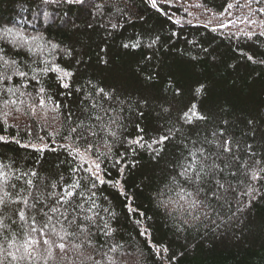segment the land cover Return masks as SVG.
I'll list each match as a JSON object with an SVG mask.
<instances>
[{
	"label": "trees",
	"instance_id": "trees-1",
	"mask_svg": "<svg viewBox=\"0 0 264 264\" xmlns=\"http://www.w3.org/2000/svg\"><path fill=\"white\" fill-rule=\"evenodd\" d=\"M155 2L156 7L151 0H0V35L12 28L42 38L37 43L47 46V58L72 73L65 78L67 88L55 72L39 75L38 83L32 73L27 81L13 77L12 85L32 100L20 92L0 95V163L10 165L15 175L35 171L31 179L41 188L49 186L46 191H52L53 182L77 177L83 185L88 173L73 169L89 167L91 160L81 159L84 141L70 129L81 122L95 124L93 116L101 110L92 105L102 104L115 109L110 115L118 117L119 127L113 125L117 138H109L110 151L100 149L108 152L99 161L105 183L94 190L100 215L113 231L103 235L102 224L101 231L92 229L94 243L105 252L116 245L109 255L117 264H264V178L250 181L231 156L222 154L231 169L219 179L235 191L213 200L207 216L192 220L164 203L175 199L168 187L194 142L216 154L211 142L221 139L220 132L233 141L241 162L260 160L264 167V28L245 29L226 20L230 12L237 16L244 9L262 16L264 0ZM52 44L59 47L52 50ZM0 45L7 55L32 64L24 50L17 52L4 41ZM41 87L45 105L37 106L36 115L27 104L17 102L16 112L3 103L19 97L38 105ZM193 105L198 115L188 123L182 116ZM162 136L169 138L154 143ZM247 145L255 156L249 157ZM27 178L13 177V182L19 186ZM249 183L257 191L242 195ZM91 251L85 246V256ZM67 255L76 257L74 251ZM55 264H69L59 250Z\"/></svg>",
	"mask_w": 264,
	"mask_h": 264
},
{
	"label": "snow or ice",
	"instance_id": "snow-or-ice-1",
	"mask_svg": "<svg viewBox=\"0 0 264 264\" xmlns=\"http://www.w3.org/2000/svg\"><path fill=\"white\" fill-rule=\"evenodd\" d=\"M151 3L153 7L157 6L155 0H151ZM229 7L231 8L232 5L230 4ZM40 39L42 38L28 36L12 28L6 29L0 35V41L11 45L13 50L27 52L32 58V64L44 65L43 68L39 69L32 67V64L7 55L4 46L0 45V85H3L0 88V95L16 97V93L20 92L21 96L28 95L31 101V94L21 92L20 88H16L11 83L13 77L27 81L30 73H32L31 79L37 80L38 83L37 77L39 75L55 72L57 79L61 81V87H69V84L64 81L72 73L54 63V60L47 58L45 55L48 50L47 46L37 43ZM58 47L55 44L51 45L52 50ZM48 54L51 55V52L49 51ZM25 68L28 71H25ZM27 86V83H23L20 87L26 89ZM44 92L45 89L41 87L38 94V105L34 101L20 100L19 97L5 99L3 103L6 106L11 104L16 112L20 111V108L16 107L17 102L27 104L31 114L36 115L37 106L42 108L45 105L44 96L41 95ZM99 92L105 99H111L109 94L104 92V89H99ZM92 107L101 110L99 114L93 116L95 124L85 126L81 122L70 129V133L75 134L77 140L84 141V155L81 156V159L83 160L85 156H88L91 160L89 167L81 165L79 168L73 169V173L81 171L88 173V176L83 178L85 179L83 185L81 184L82 177H77L70 182L60 184L53 182L50 185L52 191H46L49 186L41 188L34 184L31 179V177L37 176L35 171L15 175L10 170V165L0 163V257H3L0 259V264H4V259L7 258H10V264H20V262L49 264L50 261L55 264L57 250H59L60 257L68 260L69 264H76L79 257H84V260L91 261L92 264H117L116 259L109 255V252H116L117 246L112 245L107 252L103 251V245L94 243L96 233L92 229L101 231L102 224L103 235L108 236L113 231L100 215L99 205L94 199V190L97 183H105L100 176L102 169L99 161L108 152H102L100 149L104 148L110 151L108 141L109 138H117V132L113 125L119 127L118 117L110 115V112H114L115 109H104L102 104H93ZM194 109L195 105L183 114L182 119L191 123L192 117L198 115ZM8 115L9 113H4L5 118ZM198 118L203 119L204 117L198 116ZM218 135L221 139L211 142L215 144L218 150L216 154L207 153L203 146L196 148L194 142L193 149L188 151V155L179 165L180 170L177 177L173 178L168 187V192L174 193L175 199H170L164 203L175 205L182 214L188 215L192 220H199L202 215L207 216L208 210L213 207L211 203L213 200L218 202L228 191H235V187L231 183L226 187L225 183L219 179L226 169H231L230 162L222 154L231 156L232 161L239 163L242 170L241 174L248 177L250 181L255 182L264 178L261 175L264 173V167H261L262 162L260 160L252 161L251 164L241 162L240 158L233 154V141L225 137L223 132ZM168 138V136H162L154 143L162 144ZM3 139L0 137V140ZM131 143L140 144V141L134 140ZM30 146L38 151L43 150V148H37L35 144ZM43 147L46 148L47 145ZM238 147L236 145L237 150ZM246 147L249 157L256 155L252 151V145ZM74 151L80 155V147H76ZM92 156L95 159H91ZM221 160L224 161L223 164H221ZM85 163L88 161L85 160ZM228 174L235 176L236 172L230 170ZM22 176L29 178L24 179L23 184L19 186L13 182V177L19 181ZM240 183L243 184L244 182L241 180ZM58 187L59 190L57 191ZM255 191L257 189L249 183L241 194L251 196ZM86 204L87 207H85ZM103 211L107 212L108 209H103ZM12 225H16V229H13ZM85 246L92 249L91 253L86 256ZM72 251L76 253V257L69 258L67 253ZM97 256L100 259H97ZM84 260H81L79 264H84Z\"/></svg>",
	"mask_w": 264,
	"mask_h": 264
},
{
	"label": "rangeland",
	"instance_id": "rangeland-1",
	"mask_svg": "<svg viewBox=\"0 0 264 264\" xmlns=\"http://www.w3.org/2000/svg\"><path fill=\"white\" fill-rule=\"evenodd\" d=\"M236 14V12H230L226 17L227 22H238L242 24L245 29L264 28V14L261 16L248 9L239 12L237 16Z\"/></svg>",
	"mask_w": 264,
	"mask_h": 264
},
{
	"label": "bare ground",
	"instance_id": "bare-ground-1",
	"mask_svg": "<svg viewBox=\"0 0 264 264\" xmlns=\"http://www.w3.org/2000/svg\"><path fill=\"white\" fill-rule=\"evenodd\" d=\"M174 207V206H173Z\"/></svg>",
	"mask_w": 264,
	"mask_h": 264
}]
</instances>
